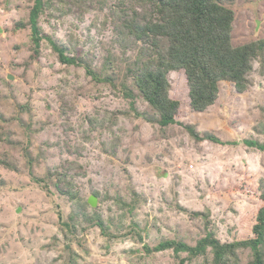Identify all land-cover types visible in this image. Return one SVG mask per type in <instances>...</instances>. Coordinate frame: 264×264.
<instances>
[{
    "label": "rangeland",
    "instance_id": "1",
    "mask_svg": "<svg viewBox=\"0 0 264 264\" xmlns=\"http://www.w3.org/2000/svg\"><path fill=\"white\" fill-rule=\"evenodd\" d=\"M47 1L42 34L115 80L96 82L83 67L63 65L47 40L36 55L28 25L34 0H0V264H180L186 253L148 255L144 247L194 246L208 232L222 243L251 236L264 152L243 141L264 142L259 63L248 91L221 83L218 101L202 113L190 106L184 72H171L181 106L178 124L163 128L137 117L156 115L126 79L143 46L126 24L134 13L138 23L150 21L153 11L133 0ZM228 6L234 46L264 38V0ZM187 125L227 144L197 142ZM238 256L239 264L253 259L249 249ZM184 264H212V254Z\"/></svg>",
    "mask_w": 264,
    "mask_h": 264
},
{
    "label": "trees",
    "instance_id": "2",
    "mask_svg": "<svg viewBox=\"0 0 264 264\" xmlns=\"http://www.w3.org/2000/svg\"><path fill=\"white\" fill-rule=\"evenodd\" d=\"M149 7L152 13L150 21L138 23L137 13L126 24L128 34L143 46L135 61L127 67L126 79L137 90L139 96L151 107L156 117H146L148 122H157L161 127L177 123L181 103L171 95V72L183 71L189 89L190 106L193 111L202 113L214 106L220 96L221 83H230L237 93L243 94L251 85L250 76L256 63L264 73V38L234 46L232 33L235 13L228 4L236 0H133ZM48 5L47 0H34L28 25L32 31L35 54L40 53L41 44L47 40L60 62L67 66L83 67L88 76L96 82L114 83L111 75L102 77L92 63L76 52L70 55L66 46L50 36H44L39 27V19ZM25 27V24H20ZM122 89L128 98H134V92L126 83ZM136 109H134L135 111ZM190 137L197 141H210L227 144L216 135H201L194 127L185 126ZM245 145L264 152V142L245 140ZM239 145L238 141L232 142ZM48 179L53 180L48 174ZM44 180H38L43 184ZM251 198L258 197L256 192L243 184L241 189ZM257 211L251 236L239 238L231 243L220 242L212 232H208L194 246L182 241L166 240L154 247L145 246L146 254L173 250L180 258L186 253L187 260L212 254V264H239L238 251L249 249L252 253L251 264H264V190L259 196ZM201 215V213H194ZM102 226V222L98 221ZM68 226V224H65ZM209 226H207L208 228Z\"/></svg>",
    "mask_w": 264,
    "mask_h": 264
},
{
    "label": "water",
    "instance_id": "3",
    "mask_svg": "<svg viewBox=\"0 0 264 264\" xmlns=\"http://www.w3.org/2000/svg\"><path fill=\"white\" fill-rule=\"evenodd\" d=\"M96 201H97L96 197H95V196H92V197H90V199H89V204H90L92 207H96Z\"/></svg>",
    "mask_w": 264,
    "mask_h": 264
}]
</instances>
